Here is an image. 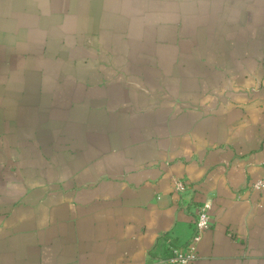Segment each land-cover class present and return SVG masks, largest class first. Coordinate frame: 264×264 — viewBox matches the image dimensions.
<instances>
[{
    "label": "crops",
    "instance_id": "1",
    "mask_svg": "<svg viewBox=\"0 0 264 264\" xmlns=\"http://www.w3.org/2000/svg\"><path fill=\"white\" fill-rule=\"evenodd\" d=\"M264 0H0V264H264Z\"/></svg>",
    "mask_w": 264,
    "mask_h": 264
},
{
    "label": "built area",
    "instance_id": "2",
    "mask_svg": "<svg viewBox=\"0 0 264 264\" xmlns=\"http://www.w3.org/2000/svg\"><path fill=\"white\" fill-rule=\"evenodd\" d=\"M252 189L255 191L264 189V177L253 184ZM193 191V188L185 180L174 179L173 193L177 196V201L185 208L193 207L195 212L193 235L184 248L178 246L171 237H168L167 246L170 255L156 259L157 264H192L197 258V246L211 226L212 202L207 199L202 205H193Z\"/></svg>",
    "mask_w": 264,
    "mask_h": 264
},
{
    "label": "trees",
    "instance_id": "3",
    "mask_svg": "<svg viewBox=\"0 0 264 264\" xmlns=\"http://www.w3.org/2000/svg\"><path fill=\"white\" fill-rule=\"evenodd\" d=\"M167 239H168V237H164V238L162 239V242H164L166 245H167ZM167 248H168V246H167Z\"/></svg>",
    "mask_w": 264,
    "mask_h": 264
}]
</instances>
